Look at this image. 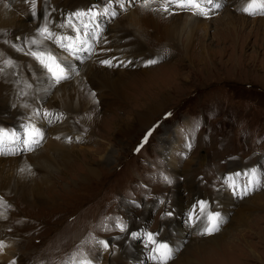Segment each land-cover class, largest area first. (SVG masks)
Wrapping results in <instances>:
<instances>
[{"label":"rangeland","instance_id":"rangeland-1","mask_svg":"<svg viewBox=\"0 0 264 264\" xmlns=\"http://www.w3.org/2000/svg\"><path fill=\"white\" fill-rule=\"evenodd\" d=\"M142 1H104L100 11L107 5L110 16L109 24L102 27L106 41L115 30L136 33L141 27L134 21L159 9V0L149 8L137 3ZM90 2L79 0L77 10ZM55 3L67 9L74 5H66L65 0H57L53 6ZM217 3L221 6L208 17H199L190 41L187 37L194 21L183 27L185 16L177 20L181 10L175 7L164 39L157 41L155 32L139 35L138 31L134 36L147 59L156 56L157 63L139 67L143 64L133 59L128 67L117 69L119 97L103 89V98L95 97L101 106L94 115L79 103L73 106L69 96L77 98L75 81L81 79L84 67H94L91 81L102 69H109L103 63L105 58L87 61L86 56L81 61L60 53L66 57L71 74L58 87L55 85L50 98L55 102L57 90V96L63 97V102L67 100L65 105L72 106L70 118L77 135L67 136L66 157L52 143V126L49 130L48 126L40 128L44 141L31 153L7 156L0 150V238L12 240L24 264H48L47 259L56 261L67 253L68 261L158 264L152 259L154 245L146 246L147 233H153L158 242L167 243L172 250L167 264H264V15H247L233 2L232 19L226 20L223 7L228 0ZM40 4L41 0L36 1ZM97 4L88 7L96 9L100 6ZM62 10L58 9L57 19ZM2 36L0 31V69L17 75L19 65L15 66L11 58L16 52V38ZM99 43H104L103 39ZM8 59L13 61L11 69L4 65ZM73 63L78 70H73ZM135 63L137 67L131 66ZM140 74L144 80L129 83L127 89L124 84L129 77ZM136 114L148 116V126L135 127L123 135L122 126L135 123ZM8 122L13 121L2 120L0 124ZM20 125L2 126L0 131L11 135ZM148 129L151 135L137 151ZM24 145L21 141L17 151ZM201 150L204 156H200ZM95 151L99 153L94 156ZM83 155L94 160L72 171ZM36 167L42 172L35 178L32 169ZM253 169L260 187L243 195ZM191 183L196 189L192 196L186 188V184L192 188ZM222 194L227 195L223 212L213 211L222 221L219 230L201 234L208 210L218 208ZM190 199L193 202L188 211ZM201 201L210 206L203 216ZM202 223L197 234L202 238L193 239ZM117 224L124 225L125 230ZM194 224L198 226L192 231ZM98 240L110 249L119 248L115 258L108 251L104 255L95 245ZM211 240H216L217 246ZM9 246L14 252L12 244ZM128 247L131 251L127 250L126 256L124 249ZM19 259L18 264H22L23 259Z\"/></svg>","mask_w":264,"mask_h":264},{"label":"bare ground","instance_id":"bare-ground-1","mask_svg":"<svg viewBox=\"0 0 264 264\" xmlns=\"http://www.w3.org/2000/svg\"><path fill=\"white\" fill-rule=\"evenodd\" d=\"M218 1L219 0H217V2ZM54 2H57V0H53V4H54ZM233 2L235 3L234 4L235 7L243 8V7L247 6V4L249 2H251V0H228V3L226 4V6L223 7V12L225 14L224 19H226V20L232 19L233 15H232V11H231V3H233ZM5 3H7L9 5L7 8L4 7ZM28 3H31V0H0V31H1V33H3L2 39H4V38L5 39L17 38V42H19V40L21 39V42L18 44H19V46L21 45L22 47H20V48H23L24 51H26V52L30 48H32V49L35 48V46H33V45H28L26 43V41L36 38L33 35V34H35V26H36V22L32 21L34 18V15L32 14V10H27L25 8V5ZM42 3L45 4V0H43ZM65 3H66V5L74 4L70 8V10H72V11L73 10L75 11L79 8V5H78L79 0H65ZM162 3H165V0H159V3L157 4L159 6V8H160V5ZM46 4H49V2L47 1ZM56 4L57 3H55V5ZM61 4H62V2H61ZM57 6L62 8V9L65 7H68V6L60 5V3ZM83 8H81L79 10H82ZM48 9H51V8L49 7ZM57 9H59V8H57ZM35 11H36V13L42 12V10H35ZM169 15H172V13L170 14L169 12L163 13V11L162 12L151 11V13L149 15H147V17H145V18L139 17L138 19H136L134 21V24L141 27V28L138 27L136 29V33L138 31H140L141 33L139 35H145L146 33L153 34V32H155V34L157 36L155 39L157 41L164 39L162 37V35L166 31V29L170 28V24H171V22L169 21ZM182 15L185 16V20L182 21L183 27H186L187 24L191 20L194 21V24L191 27H189V36L187 37V40L190 41L191 39H193L192 36L194 35L193 34L194 27H195L196 23L200 22L199 17H202V16L193 15L191 13V11L185 10V11H181L180 14H178L177 20H179V18ZM45 16H46L47 20L44 19L41 21V23L47 24V23H49V16L47 14H45ZM54 17L57 18V16L55 14H54ZM230 27L234 28L233 25H230ZM136 33L132 32V34H133L132 35L129 32H127L126 30H121V29L115 30L114 32H112L110 34V38L106 41V45L112 41L111 45L118 47V49H121L119 51H122L124 53L122 58L125 61L130 59V57H133L134 59L138 58L136 61L139 64H144L148 60L147 54L140 47L141 43L138 40V38H136L134 36ZM139 39H140V37H139ZM117 43H119V44H117ZM44 47L46 48V42H44ZM103 47H105V45L102 46V48ZM11 58L15 61V66L19 65L18 69L20 71H19V74H17V75L12 74V72L10 70L1 71L3 77H0V121L10 120L13 122H8L6 124L1 123L0 128L2 126H8V127L11 126V127L16 128L19 124H23V123H29V124L34 123V124H37L40 128H45V126H48L49 127L48 130L52 126L51 129L53 130L54 137H55L53 139L52 143L54 145H56L57 150L60 153H62L64 155V157H66L65 155L68 153L67 150H68L69 146H68V143H66L64 141L66 140L68 135H71V134L77 135V130L72 125V120L70 118V113L72 112V106L70 107L68 105H65L66 104L65 101H67V100H65L63 102V97L61 98V97L57 96L58 95L57 90H55V92H54V93H56V96L54 94L55 102H53L54 98L51 99L50 94L54 91L56 86L58 87L59 84H55V83H53V81H50L48 78V75H46V73L35 63V61L33 60L32 57H23V56H20L16 52L13 51L11 54ZM64 58H66V57H64ZM144 58L146 60H144ZM20 59H21V63H19ZM142 60H144V61H142ZM99 62H100V60H99ZM67 65H69V64H67ZM141 66H143V65H141ZM8 68L11 69L10 67H8ZM72 68H73V70H78L79 66L74 65V63H73ZM93 69H94L93 66H87V67L83 68V70H82L83 75L81 76V79L79 81L78 80L75 81V84H76L75 86H77V98L74 99V97L71 98L69 96V99H70L71 104L73 106H74V104L78 105V103H79L80 106H82V107L83 106L88 107V113L94 115L95 113L98 112V109L101 106V102H99V101L97 102L95 100V97L98 96L100 98H103V95H100V94H102L103 89H105V88H107L108 91L112 92L113 94L116 92L115 96L119 97V94L117 92L116 83L121 79H119V75L117 74V71H116L117 69L111 68V69H102L101 72L99 73L98 77H95L94 80L91 81L90 74L93 72ZM125 70L126 69H124L122 71H125ZM143 74H145V73H143ZM141 75L142 74L130 76L128 82H126L124 84L125 86H127V89L129 88V85H128L129 83H132L134 81H136V82L141 81L142 82L144 79H142V77H140ZM143 78H145V77H143ZM132 84H134V83H132ZM88 85H90V86H88ZM74 90H75V88H74ZM65 94H63V95H65ZM7 104H8V106H7ZM10 107H13V109H10ZM78 109L81 110V108H78ZM36 111L38 112V114L36 113ZM50 111H53V112H50ZM45 112L50 113L51 116L45 117L44 116ZM149 119L150 118L148 116L142 115L139 117L136 114L135 123L125 124V126H122L123 128L121 129L120 132L123 135H127V134L131 133L132 129L135 127L144 128V127L148 126ZM20 122H22V123H20ZM48 130H47V132H48ZM24 138L27 139L26 134L24 135ZM70 148H71V146H70ZM98 153L95 151L94 156H95V154H98ZM93 160H94V158H92V156L91 157L88 156L86 158V156L84 157V155H83V158L79 161L78 165H75L74 168L71 170L76 171V169H79L81 166L92 163ZM50 166H51V164H50ZM48 168H49V166H48ZM92 170L93 169H91L90 171L93 172ZM32 172H33V176L36 178L37 174L39 172H42V170L40 167H36L35 169H32ZM234 174H236V172ZM234 174H233V176L235 177L236 175H234ZM186 181H187V183L190 182L188 180H186ZM2 182H4V181H2ZM191 184H192V188H189L187 184H186V188L188 189L190 195L192 196V194H194L196 192L195 191L196 189L194 188V184L193 183H191ZM197 197L198 196L195 194L194 198L196 199ZM226 197H227V195L222 194L221 198L218 199V208L216 206L213 208L212 211L208 210V212H212V213H213V211L223 212L224 206L226 205V203H224V198H226ZM192 202H193V199H190L187 202V204H186L187 208L189 207V205ZM208 208H210L209 205H208L207 209ZM190 210H191V206L189 207L188 211H190ZM192 214H194V213H192ZM196 215H198V214H196ZM187 216H189V212H187ZM177 220H179V218ZM185 222H188V221L186 220ZM170 224L171 225L173 224V226L175 228L174 223H170ZM197 226L194 224V226L193 227L191 226L190 229L192 231H194L197 228ZM202 226H204L203 223L197 228L196 233H194V236H196V237H193V239H201L202 238V237L197 235L199 233L200 227H202ZM208 237H210V236H208ZM211 241H212L211 243L213 245L217 246L216 240H211ZM3 244L5 245V247L3 248L2 251H0V264H12L13 261H15V264L20 263V262H18V261H20L19 258H21L20 255L15 254L12 251L11 246H9L5 243H3ZM127 250H129V252H130L131 251L130 247L124 249V254L126 256L129 255L126 253ZM10 258H13V260H11ZM121 260H123V259L121 258Z\"/></svg>","mask_w":264,"mask_h":264},{"label":"snow or ice","instance_id":"snow-or-ice-1","mask_svg":"<svg viewBox=\"0 0 264 264\" xmlns=\"http://www.w3.org/2000/svg\"><path fill=\"white\" fill-rule=\"evenodd\" d=\"M111 2V0H109ZM155 0H143L142 7L149 8ZM7 3L4 4V7H8ZM221 5L216 2V0H165V3L160 5L159 9H153V11H163V12H171L173 7L179 8L181 11H191L193 15H198L202 17H208L214 9H218ZM31 8L32 14L36 15V0H31ZM241 11L247 15H264V0H251L247 4V6L243 7ZM108 8L105 7L103 13L98 10L90 9L87 13L79 12L75 15L77 17H83L88 15L90 20H95L98 16L102 14H107ZM47 20V18L45 17ZM61 27L71 28L75 33V36L72 35H58L52 31H50L47 24L41 26L37 30V37L31 40L26 41L28 45L35 46L34 49L30 48L26 55L31 56L34 60H36L45 70L49 76V79L53 81L55 84H59L61 81L66 80L70 77L71 68L66 65L64 61L59 60L55 55L51 52H48L44 47L45 41H51L62 51L68 53L70 56L75 57L77 53L84 50V46L87 45L88 39L90 38L89 31L85 30L82 32L81 28H86V25H82L81 28L76 27L71 20L68 21L67 24L61 25ZM17 51H24L23 48H18L16 45H13ZM103 63L107 65H111V61L105 60ZM149 65L157 63L156 60H149L147 62ZM5 68L11 67L13 65V61L8 59L4 61ZM3 71V69H0ZM170 115V114H169ZM45 117L51 116L50 113L45 112ZM58 118V117H57ZM27 139L23 140V143L28 146L27 150H33L34 146H38L40 143V139L42 138V133L38 128L33 127L31 124L26 125L24 129ZM152 130L150 129L148 133H146L144 137V141L141 142V145L138 146L137 151H139V147L143 146V143L147 141L148 136L151 135ZM10 140H21V137L18 136L15 132L11 135L8 133H0V146L4 144L5 141ZM191 145H189V148ZM24 171V169H21ZM239 175V173H237ZM260 187V180L257 178L256 170L253 169L251 173V179L249 180V185L244 189L243 195H247L250 191L256 190ZM208 205L201 201L199 202V209L201 216H203L207 212ZM170 215V213H169ZM191 218V217H190ZM197 219H200L198 216ZM207 224L204 228L203 233L206 235H211L212 233L219 230V225L222 222L218 213L207 212ZM117 227L120 228L121 231L125 230V226L122 224H117ZM133 237L137 236V233H132ZM146 240L147 244L154 245L151 249L153 255L152 259L154 261H158V264H167V261L172 257V250L169 248L167 243L158 242L155 239V235L153 233H147ZM100 243L104 244V247H107V243L101 241ZM5 245L3 242H0V251L3 250ZM15 264V261L12 262ZM73 264H76L73 261ZM78 264H91V261L87 259H82L78 262Z\"/></svg>","mask_w":264,"mask_h":264},{"label":"water","instance_id":"water-1","mask_svg":"<svg viewBox=\"0 0 264 264\" xmlns=\"http://www.w3.org/2000/svg\"><path fill=\"white\" fill-rule=\"evenodd\" d=\"M199 154H200V156H204V151L201 150V152Z\"/></svg>","mask_w":264,"mask_h":264}]
</instances>
